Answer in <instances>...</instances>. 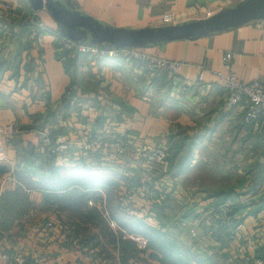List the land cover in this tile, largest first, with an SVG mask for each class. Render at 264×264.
Here are the masks:
<instances>
[{
	"label": "crops",
	"instance_id": "crops-1",
	"mask_svg": "<svg viewBox=\"0 0 264 264\" xmlns=\"http://www.w3.org/2000/svg\"><path fill=\"white\" fill-rule=\"evenodd\" d=\"M242 1L73 0L82 12L131 28L174 24L162 22L169 11L178 14L176 23L204 19ZM31 18L46 25L35 40L32 28L24 25ZM64 30L68 29L46 7L34 9L30 0H1L0 124L15 123L17 133L7 141L0 132V166L6 167L5 171L0 167V251L23 250L29 257L26 264H163L150 257V251L128 257L122 252L121 235L138 247L132 235L146 237L143 233L131 232L113 218L119 228L117 231L109 225L115 240L80 216L68 223L65 218L70 213L46 200L50 191L38 184L42 180L35 174L41 162L26 156L33 145L44 151L41 143L45 133L50 137L65 135L73 142L71 148L55 156L57 165L71 167L78 158L98 154L108 160L110 168L128 178L138 173L139 181L131 185L119 179V199H132L136 205L131 214L176 237L191 253L205 258L216 251L225 252L230 261L242 259L245 264L264 260V134L253 124L242 126V105L225 107L227 91L216 74L226 71L223 56L230 51L238 78L264 81V18L196 38L144 46L142 49L150 53L186 61L176 81L153 76L135 60H98L83 55L76 56L69 69L60 56L56 36V31ZM200 73L204 75L201 82L197 80ZM53 112L56 119L42 127ZM95 135L107 140L121 136L128 147L120 157L111 146L101 152L83 149L82 144ZM180 144L181 153L193 152L191 169L169 176L170 193L174 203L181 185L189 183L197 189L190 198L201 202L193 204V210L202 214L209 209L211 213L198 226L197 238L180 224L183 233L174 229V204L159 213L158 205L166 199L163 193L168 188V179H159L163 171L155 176L150 169L155 198L131 195L147 176L141 168L144 160L140 152L160 146L169 150ZM161 166L165 171L167 165ZM232 182L237 184L233 187L235 196L218 202ZM105 200H109L108 194L101 189L100 197L89 199L82 212L97 207L103 215L100 204ZM237 202L242 206L233 211ZM190 219L193 226L198 224ZM218 229L223 231L226 244L214 236Z\"/></svg>",
	"mask_w": 264,
	"mask_h": 264
},
{
	"label": "trees",
	"instance_id": "trees-1",
	"mask_svg": "<svg viewBox=\"0 0 264 264\" xmlns=\"http://www.w3.org/2000/svg\"><path fill=\"white\" fill-rule=\"evenodd\" d=\"M36 19L37 21L40 20L38 18ZM26 23H24V25L28 29L36 26L35 19L33 21L27 20ZM103 45L106 44L104 43ZM107 46L115 45L109 43ZM137 48L142 49L143 47ZM62 55L65 56L64 58L67 62V67L70 69L69 66L74 65L76 62V56H73L68 52H62ZM51 117V120H44L42 127L51 124L52 121L56 119L57 113L53 112ZM242 126H250V124L243 122ZM262 134H264V132ZM51 137L53 139L56 138L53 135ZM179 147H182V145L180 144L175 147L170 146V154L168 157L169 165L165 168V171L161 165H156L152 170L155 176L160 175L163 171V177L166 175L175 177L181 173H186L191 169L193 152L189 150L181 153ZM24 150L26 149L24 148ZM29 151V153H26L27 157L34 156L41 162V165L35 168V174L42 180L38 184L40 186H44V188L50 191L46 200L49 203L57 204L61 210H67L70 213L69 218H65L68 223H71V219L75 216L82 217L81 215H84L82 210L84 206H87L89 199H98L100 197L101 189L106 191L109 197L108 205L111 210L112 217L117 220L121 226L127 228L129 231L143 233L148 240L147 246L140 251V249L136 247L133 240L124 238L121 235L119 239L120 248L127 257L133 256L135 253H146L150 251V257L160 260L163 264H245L242 259H232L230 261L228 253H220L218 251L211 256L201 258L198 255L191 253L176 237L164 233L156 226L150 225L148 222L138 218L134 214H131L129 211H126L122 207L118 195L119 179L124 178L128 181L129 185H131L132 182L139 181L140 176H138V173H136L132 178H128L120 171L110 168L108 160L105 158L103 159L98 154H91L78 158L79 160L76 161L74 166L64 167L56 164V154L52 156L47 155L46 151L36 150L35 145H33L32 148H29ZM0 167L3 171L6 170V167ZM141 168H143L142 165ZM100 170L101 172H99ZM19 177H21L24 182H27L23 175H19ZM29 177L32 178L30 175ZM238 183H242V180L239 178ZM235 185L237 184L232 182L229 185L230 188L228 187V190L218 202H226L229 197H234L235 191L233 190V187ZM172 204L174 203L171 192L167 194L163 204L158 205L159 213H165L166 208L172 206ZM241 206L240 202L235 203L233 211ZM88 211L89 212L85 214L84 219L92 221L99 226L105 234H109L110 224L98 208L90 207L88 208ZM222 232V230L219 231L218 229L214 231V236L222 240V242H224L223 244H226V239L221 236ZM111 235L115 240H117L116 235Z\"/></svg>",
	"mask_w": 264,
	"mask_h": 264
},
{
	"label": "built area",
	"instance_id": "built-area-1",
	"mask_svg": "<svg viewBox=\"0 0 264 264\" xmlns=\"http://www.w3.org/2000/svg\"><path fill=\"white\" fill-rule=\"evenodd\" d=\"M27 20L32 21L33 18ZM178 21L179 16L174 11H169L162 17V22L176 23ZM45 29L46 25L43 21L36 23V26L31 30V38L33 40L38 39L40 32ZM56 36L58 40V50L62 58L65 57L62 55V52H68L73 56L89 55L98 60L106 58H117L126 61L135 60L140 63L145 71L151 73L153 76H165L172 81L178 79V74L182 66L186 63V61L182 59H171L156 53H150L137 47L107 46L109 43L103 42L98 44L86 40L74 39L65 35L61 31H56ZM104 43L106 45H103ZM232 60L233 53L227 51L223 56L226 71L216 72L227 91L225 107L233 109L242 105L244 110L242 121L246 124H253L256 127L261 128L264 132V81L261 79H254L248 82L241 80L233 70ZM197 80L199 82L204 80L203 73L199 74ZM0 132L4 135V140H12L17 132L15 123L9 122L6 125L0 124ZM72 144L73 142L68 140L65 135H58L53 139L45 133H42V148L46 151L47 155L52 156L63 153L66 149L71 148ZM109 146L114 149L115 156H119L126 150V140L119 136L112 141L105 142L104 136L95 135L90 137L88 144H86V148H92L96 151H99V149L104 150ZM167 150L168 149L164 146H160L152 150H145L141 155L148 158V164L156 161L167 164L169 155ZM2 159L3 156H0V160ZM169 178L170 177L167 175L168 180ZM154 189L152 180L150 179L143 182L139 194L140 196L151 200L152 198H155ZM100 209L106 220L111 226H113L114 219L113 217H110V212L104 210L102 204H100ZM2 227V215L0 214V231L2 230ZM132 237L136 240L140 249H144L147 246L148 240L146 237L140 234H133ZM28 259V254L23 250L10 249L0 251V261H4L6 264H26ZM257 264H264V260L259 259Z\"/></svg>",
	"mask_w": 264,
	"mask_h": 264
},
{
	"label": "water",
	"instance_id": "water-1",
	"mask_svg": "<svg viewBox=\"0 0 264 264\" xmlns=\"http://www.w3.org/2000/svg\"><path fill=\"white\" fill-rule=\"evenodd\" d=\"M34 9L48 8L68 30L67 36L118 47H144L181 38H196L264 18V0H244L207 18L157 28L119 27L82 12L73 0H30ZM79 29H84L83 32ZM77 31V32H76Z\"/></svg>",
	"mask_w": 264,
	"mask_h": 264
},
{
	"label": "rangeland",
	"instance_id": "rangeland-1",
	"mask_svg": "<svg viewBox=\"0 0 264 264\" xmlns=\"http://www.w3.org/2000/svg\"><path fill=\"white\" fill-rule=\"evenodd\" d=\"M17 133V132H16ZM16 135V134H15ZM107 141H112V140H107V139H105V142H107ZM86 144H88V142H86V143H83L82 144V147H83V149H85V150H87V149H89V148H86ZM127 143H126V146H125V149H127ZM103 150V149H102ZM101 149H99V152H101L102 151ZM168 152H169V150H167ZM113 152H114V149H113ZM125 152H123V153H121L120 155H119V157L120 156H122L123 154H124ZM140 154H142V152H140ZM170 154V153H169ZM115 155V154H114ZM117 155V154H116ZM135 155H136V153H135ZM166 155V154H165ZM116 157H118V156H116ZM168 157H169V155H168ZM142 158H143V160H144V162H143V164H142V166H143V169H145V173L147 174V176H146V178L144 179V181H148V180H150V179H153L154 177L151 175V170H153L154 169V167L156 166V165H163V166H165L166 167V165L168 166V164L169 163H167V164H164V163H161V162H158V161H156V162H153V163H151V164H148L147 162H149L148 161V158L146 157V156H142ZM168 162H169V160H168ZM147 165V166H146ZM151 169V170H150ZM159 179H165V180H167V178L166 177H161V178H159ZM192 182V181H191ZM136 183V182H135ZM153 184V183H152ZM142 185H143V182L142 183H139V186L138 187H136V188H134V189H132L131 190V195L133 196V194H136L137 196L138 195H140L139 194V191L142 189ZM166 186L168 187L166 190H164V196H167V194L168 193H170V187H171V181H170V183H169V180L167 181V183H166ZM183 187L185 188V190L187 191V193H185L184 192V190H183ZM201 186H199L198 188H200ZM164 189H165V187H164ZM197 189L196 188H192V185L191 184H189V183H187V184H185V185H181V187H180V189H177V191L175 192V194H174V196L176 197V200H175V202H174V215H175V219H174V221H173V227H174V229L176 230V231H178V232H180V233H183L184 231H183V229L182 228H180L179 227V224L182 226V227H187V228H189L188 230L190 231L189 232V234H192V237L193 238H197L196 237V235H197V231H198V226H201L202 225V223H203V220L205 221V219H209L210 218V211H209V209L207 210V209H204V211H202L203 213L201 214L200 212H198V211H195V210H193V208H195V206H193V204L194 205H197V204H199V202H201V200H198L197 201V199L196 198H194V200H192L190 197H194L193 196V193H192V191H196ZM130 194L128 195V196H131ZM121 201V204H122V207L126 210V211H129V212H131V211H133V210H135V203H133V200L132 199H124V200H120ZM138 205V204H137ZM85 207V206H84ZM83 207V208H84ZM102 208L104 209V210H108L109 212H110V217H112V213H111V210H110V208H109V205H108V201H106L105 203H102ZM137 208H138V206H137ZM199 209H201V206L200 207H198V210ZM198 213V214H196V213ZM199 213H200V215H199ZM197 215V216H196ZM82 217V220H85L84 218H85V214L84 215H81ZM190 217H192L193 219H195L196 221H197V223L198 224H196L195 226H193L192 225V223H193V221L190 219ZM106 219V218H105ZM103 220H104V218H103ZM106 221V220H105ZM192 221V222H191ZM205 225H208L207 223L205 224ZM111 227H113V229L114 230H119V228H118V224H117V222L114 220V225L113 226H111ZM125 234H127V233H125ZM136 247H137V245H136ZM139 248V247H138ZM140 249V248H139ZM140 251H142L141 249H140Z\"/></svg>",
	"mask_w": 264,
	"mask_h": 264
}]
</instances>
